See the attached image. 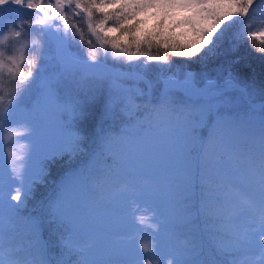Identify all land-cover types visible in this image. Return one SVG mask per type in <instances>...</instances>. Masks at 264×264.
<instances>
[{"label":"snow or ice","instance_id":"snow-or-ice-1","mask_svg":"<svg viewBox=\"0 0 264 264\" xmlns=\"http://www.w3.org/2000/svg\"><path fill=\"white\" fill-rule=\"evenodd\" d=\"M255 4L256 0H0V20L4 21L0 26V46H4L0 48V154L4 161L0 264H49L42 251L34 252L31 245L9 240L6 247L4 234L6 210L9 217L18 214L35 183L43 129L25 102L46 85L43 66L48 54L54 50L61 55L66 74H80L96 84L112 77L146 81L150 72L166 76L175 63L170 56L204 59L214 54L233 28L234 50L250 41L255 48L254 42L259 41V53L264 56V31H254L250 23ZM9 13H16L15 18ZM148 18L156 24L145 32ZM185 25L196 37L193 42L177 44L166 36V29ZM117 65L124 70L113 71ZM162 83L158 99L137 121L147 124L148 133L105 134L93 163L62 185L54 212L66 227V253L72 257L103 250L120 257L117 264H184L185 253L170 243L173 222L166 205L180 171L185 137H191L203 122L208 111L204 104L214 101L219 107L214 119L209 115L210 131L199 148L205 190L209 195V189L215 191L209 217L232 239L231 246L222 242L218 246L224 254H243L244 259H233L231 264H256L253 256L264 260V104L259 119L234 115L224 93L201 94L204 103L199 106L177 103L173 93L178 89L189 100L194 95L185 87L188 82L166 76ZM228 83L238 87L231 79ZM110 93L122 96L117 88ZM127 99L123 96L122 102ZM194 113L198 114L195 120ZM20 140L28 145L23 156L16 147ZM79 147L80 136L72 133L67 148L75 152ZM61 151L48 155L54 158Z\"/></svg>","mask_w":264,"mask_h":264},{"label":"rangeland","instance_id":"rangeland-1","mask_svg":"<svg viewBox=\"0 0 264 264\" xmlns=\"http://www.w3.org/2000/svg\"><path fill=\"white\" fill-rule=\"evenodd\" d=\"M256 6L257 3L255 4V7ZM13 14L14 13H9L7 15L15 18L16 13L14 16ZM3 23L4 21L0 20V26H2ZM155 24L156 21L154 19L148 18V23L145 25L144 31H151L155 27ZM168 29L169 31L167 29L165 30L167 34L171 35L174 40H178L180 44H187L186 42L190 43L196 39L194 34L188 31L189 27L185 28L182 26L175 29ZM2 47L4 46H0V48ZM177 60L179 62L177 68L166 76L178 79V74H180L184 77L181 78V80H186L188 82L185 84V87L189 88L190 86L196 90V92H193L194 95L191 100L184 95L183 91H175L173 93V98L177 103H192L197 106L203 104L204 102L200 98V90L206 88L209 81H211L209 86L215 85L214 82L218 83L217 80L222 78L227 72L215 57L213 58L215 61L214 63H204L197 68H190L188 66V64L192 65L190 61L181 58H177ZM202 61H204V59L200 60L201 63ZM43 67L46 85L44 88L36 90L25 103L31 107L43 129L42 148L37 152L35 160V184L31 185V187L35 185L38 193L43 197L42 203L45 201L47 205H50L46 209L45 215L46 219H48V225L45 230L48 231L47 236L50 237L51 245L55 253H57V256H63L56 260L48 259L49 264H57L58 261H64V264H77L79 260L92 261L93 264H117V261L121 258L110 256L103 250L96 251L92 254H73L72 257H69L64 248V239L67 236L66 227L55 214L54 205L64 182L86 165L93 163V155L97 152L102 136L105 134H116L121 132V130H126L127 134L132 137L148 133L149 129L147 124H137V121L141 120L144 114L135 108L133 102L136 99L146 98L152 100L153 98L159 97L164 87L162 80L165 79L166 76L150 72L146 77V81H139L141 83H137L135 80H121L112 77L106 83L96 84L95 82L84 80L80 74L74 76L66 74L61 66V55L54 50L48 54ZM117 69L120 71L124 70L123 66L117 65L116 69H113V71ZM22 70L27 71L26 66H23ZM228 74H230V72ZM156 76L159 77V83H156V80L152 79V77ZM170 86L174 87L173 85ZM112 88L120 89L122 96H112L110 93V89ZM224 94L231 100L230 107L234 115L238 114L244 116L247 114L249 117H255L256 119H259L262 115L261 111L255 113L250 109L248 102H251L248 97L242 95L241 90L229 88ZM123 96H127L128 99L122 102ZM94 103H96V113L90 116L89 112L95 107ZM85 106L89 108L85 111L86 114L83 116L86 121V123L84 121L85 127L83 128L81 126L80 128H75V118L78 117L80 110ZM204 107L208 111L205 112L203 122L200 123L199 127H196L192 133V137H194L193 140L196 141V148H198L200 141L207 137L210 131L209 115L214 119L219 105L213 101L204 104ZM73 109H75V114L73 113ZM197 117L198 114L194 113L193 119L195 120ZM198 128L201 129L198 131ZM86 129L88 133H85L83 138L80 132ZM196 131L197 133H195ZM72 133H77L80 136V147L75 152L67 148L68 140ZM185 140L186 145L181 162L183 159H187L188 164H186V162L181 163L180 171L175 177L174 191L166 207L173 222L174 235L170 241L171 246L176 251H183L185 253L184 264H192L194 251L199 250L201 247L207 249V252H211L213 249H220L218 246L220 242L226 246H231L232 239L228 237V240L221 239L220 241L215 239L213 234H209L214 232L213 227H216V225L210 226L209 231H207L209 233L201 231L205 230L203 228L201 230H196L198 228L196 227V222L193 221V213L186 214V208H191L192 203L189 199H181V196H190L192 193H189V190L192 188L193 184H188V181L185 182L182 180L181 173L184 169L190 170L188 175H196L198 179L202 180L204 170L203 164L197 169L194 167V161L191 154H189V141L191 142V140L189 137H185ZM21 145L23 146L21 147ZM16 147L18 154L21 156L25 155L28 151V145L25 140H20ZM57 150L62 151L59 155H55L54 158L48 155ZM77 152H80V155L74 157ZM188 159H191L192 162L189 163ZM197 163L198 161H196V164ZM3 166V156L0 154V172H2ZM200 190L209 197L203 181ZM8 191L14 192V189H8ZM209 191H212L215 196L214 189H209ZM11 203L17 204L19 202L11 201ZM206 204L207 203H203L202 207L209 211L214 210V203L210 205ZM19 212L22 214L21 217L19 218L17 214H15L11 217L10 221L9 216H7V210L5 212L4 234L6 247L8 244V237L18 232L14 230L18 229L14 227L16 223L18 225L20 223H26V227L22 229L26 230L27 233L23 237L33 236L34 239H40L41 237L40 233H36L39 221L34 219L35 217L31 213L26 215V204H24ZM0 213H2V208H0ZM201 218V215L196 214L198 222L201 221ZM206 227L209 226L207 225ZM31 229L33 230L32 232ZM39 229L41 232L43 231L41 227H39ZM225 231L229 233L227 230ZM148 238L146 234L145 239L147 240ZM24 245L26 246V244ZM31 247L32 249L38 247L41 250L42 246ZM233 259L242 260L244 256L237 252L232 254V260ZM253 259H256V264H264V260H260L255 256H253ZM208 260L209 262H214L213 256ZM165 264H167V261H165Z\"/></svg>","mask_w":264,"mask_h":264},{"label":"trees","instance_id":"trees-1","mask_svg":"<svg viewBox=\"0 0 264 264\" xmlns=\"http://www.w3.org/2000/svg\"><path fill=\"white\" fill-rule=\"evenodd\" d=\"M15 14V13H14ZM13 14V16H14ZM252 29L253 26H256V18H252L250 21ZM185 28L188 26L185 25ZM159 30V29H157ZM169 31V29H167ZM255 31V29H253ZM189 32L193 33L192 30L189 28ZM236 31L235 28L229 30L228 32L225 33L223 39L219 42V46L215 49L214 54L209 55L208 57L204 58V61L202 63L200 60L203 59H196L195 61H190L192 65L188 66L190 68H197L198 66H201L202 64H212L215 61L213 58L215 57L221 64L224 69L227 70L226 73L230 72V78L235 81L239 86L243 87L244 90L247 91V94L249 95V98L251 101L255 102H263L264 103V56H262L259 53V41H255L256 47H250L249 44L253 42H247L239 45L238 47L235 48L234 50V39H233V34ZM165 34L168 38H170L172 41H174L177 44H180L178 40H174L173 37L165 31ZM188 43V42H186ZM170 59L174 60V66L172 71H174L177 68V64H179L177 58L169 57ZM217 61V62H218ZM179 66V65H178ZM167 75V74H166ZM222 76V75H221ZM184 78L182 75L178 74V79ZM153 80H156V83H159V77H152ZM135 82H139L136 81ZM141 83V82H139ZM182 90H177V92H180ZM162 92V91H161ZM216 93V92H213ZM210 94V93H208ZM158 99L153 98L152 100H148L146 98L143 99H136L133 104L136 109H138L142 114L145 113L146 109H149L152 106V101ZM95 107L92 108L91 112H89V115L92 116L93 113H96V103H94ZM89 109L88 106H85L80 110V113L78 117H76L75 125L74 127L80 128L81 126L84 128L86 121L84 120V115L86 114L85 111ZM85 121V123H84ZM90 122V121H89ZM201 128H198V131ZM82 132V137L84 138L85 133H88L87 129L86 130H81ZM197 133V131L195 132ZM194 137H189L191 142L189 141V154L193 157L194 160V165L195 167L201 166L203 163L202 160V154L198 145V148H196V141L193 140ZM80 152H77L74 157L79 156ZM196 161L198 163L196 164ZM182 162L187 163V159H183ZM181 162V163H182ZM39 163V161H38ZM185 170V169H184ZM182 171V180L183 177L186 179L185 172L187 170ZM188 180H190L191 184L194 186L193 194L190 196H185L182 197L181 199H189L191 200L190 202L192 203L191 208H186V211L191 214L193 213V221L196 222V227L198 229L196 230H201L202 228L205 230L201 231H209L211 225H215V222L209 217V213L213 211H209L208 209H205L202 207L203 203H207L206 205H210L211 203H214L215 196L212 193V197L208 199L207 194H199L198 193V178L196 175H193L192 177H188ZM182 183V181H181ZM180 183V184H181ZM35 184V183H34ZM37 186V185H36ZM33 187V186H32ZM37 188V187H36ZM34 187L32 188V192L29 196V198L25 201L26 204V215L31 213L37 221H39V225L37 227L38 233H40V239H34L33 236H26V247L31 245V246H42L41 250L37 248H33V251H42L43 255L45 258L56 260L60 257L63 256H57V253H55L53 246L51 245V240L50 237H48V231L45 230L47 229L48 225V219H46V209L50 206L47 205L46 202L44 201L42 203L43 197L38 193V190ZM50 199V198H49ZM197 209V211H196ZM196 211V212H195ZM22 212V211H21ZM21 212L17 214V216L20 218L21 217ZM207 213V214H206ZM196 214H199L202 216L201 221L198 222L196 219ZM8 216V215H7ZM11 220V217H9V221ZM209 227H206V226ZM26 226V223L23 224H17L14 226L15 228H24ZM39 227L43 229L41 232ZM214 232H207L209 234H213L215 239L220 240L221 239H227L229 236V233H227L225 230L221 231L218 230L217 227H213ZM36 229V230H37ZM17 231V229H14ZM33 230L31 229V232ZM216 231V232H215ZM27 233V232H26ZM19 232L13 233V241H15L18 236ZM208 250L205 249L204 247H201L197 252L193 255V264H231L232 260V254H224L220 249H213L211 252H207ZM213 256V261L214 262H209V258ZM240 258V257H239ZM63 260V259H62ZM231 261V262H230Z\"/></svg>","mask_w":264,"mask_h":264}]
</instances>
